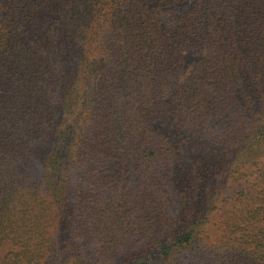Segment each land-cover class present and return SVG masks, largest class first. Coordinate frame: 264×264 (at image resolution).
<instances>
[{"label": "trees", "instance_id": "obj_1", "mask_svg": "<svg viewBox=\"0 0 264 264\" xmlns=\"http://www.w3.org/2000/svg\"><path fill=\"white\" fill-rule=\"evenodd\" d=\"M0 264H264V0H0Z\"/></svg>", "mask_w": 264, "mask_h": 264}]
</instances>
